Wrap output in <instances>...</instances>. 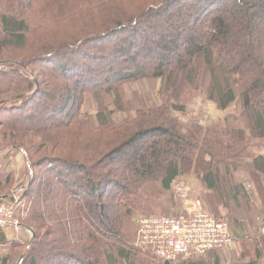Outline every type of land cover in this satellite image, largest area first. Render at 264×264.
Here are the masks:
<instances>
[{
	"label": "trees",
	"instance_id": "obj_1",
	"mask_svg": "<svg viewBox=\"0 0 264 264\" xmlns=\"http://www.w3.org/2000/svg\"><path fill=\"white\" fill-rule=\"evenodd\" d=\"M144 80L159 82L160 100L137 109L125 85ZM195 98L229 112L183 123ZM28 137L48 144L38 160ZM1 141L0 153L20 150L27 180L0 173V201L21 194L33 237L22 243L0 222V264H165L134 247L136 213L163 217L185 175L217 220L230 210L233 239L252 242L232 264H262L264 0H0Z\"/></svg>",
	"mask_w": 264,
	"mask_h": 264
},
{
	"label": "rangeland",
	"instance_id": "obj_2",
	"mask_svg": "<svg viewBox=\"0 0 264 264\" xmlns=\"http://www.w3.org/2000/svg\"><path fill=\"white\" fill-rule=\"evenodd\" d=\"M157 19H152V23H156ZM159 88V82L158 81H142V82H136L133 84L125 85V91L127 98L132 102V105L134 108H147L151 107L155 104L159 103V98L157 96V91ZM44 101V100H43ZM43 101H41L43 103ZM91 106L86 103L84 106V111H91ZM31 111V110H30ZM229 112H220L218 111L215 106L210 102H203L199 98H195L193 102L187 107L186 113L179 117V119L183 123L188 122H200L202 125L208 124L209 122H215L218 121V119H221L224 117V115ZM39 117L38 115H36ZM123 116L122 115H115L114 119L119 120ZM8 120H12L14 124H22V122H25V120L22 119H11L8 118ZM42 120L33 122L34 126L42 125L40 124ZM26 123H28L26 121ZM24 142L29 145L33 146L31 142H34V145L36 148V154H33V159H39L42 155L47 153L48 151V144H45V141L41 138H24ZM254 144H259L258 147H256V151L254 152L256 155L263 154L264 153V141H255ZM0 145H2V141L0 142ZM33 149V147H32ZM20 150L14 148L7 149L0 153V173H13L16 179L15 187L21 186L26 183L27 180V163L25 161L24 156L19 152ZM246 174L245 172H240L235 176V179L237 181H242L246 183ZM177 183H182L184 185H187L191 189V193L199 199L203 204L204 199V189L202 184L193 176H183L179 178L173 185L172 189L170 190V195L172 198V206H170L165 212L164 216H176L180 211L182 210V203H180L176 198L173 191V187ZM245 189L248 191L250 189L248 184H245ZM56 190H52L49 194L45 195L46 198H44V205H43V213H46L50 208H55L57 201L52 197ZM10 193V192H9ZM167 198H169V194L166 195ZM89 198H86L88 200ZM1 204H5L12 208V218L11 219H2L1 222H8V225L10 227L11 231L15 238L25 243L29 240H31L32 232L31 230L25 228L23 226V221L26 217L27 211H28V205L25 199L21 198V194H11L6 198L4 201H0ZM204 206V205H203ZM206 210V209H205ZM207 211V210H206ZM153 212L155 214H160L159 209L154 207H148L144 210H140L136 213V222L138 219L144 217V216H150V217H158L153 215ZM208 212V211H207ZM218 214L221 220L226 221V216L230 215V210L228 208L226 209L222 205L218 208ZM55 221L59 219V214H55ZM257 217V215L255 216ZM256 224L258 227L261 228L260 222L256 219ZM14 224H17V227L14 226ZM7 225V226H8ZM9 227H6L8 229ZM231 229V228H230ZM57 239H50L49 244L47 247L51 249V251L59 249V246H55ZM252 242L246 241V242H240L233 240V243L230 247L227 249H224L222 251L218 252H212L209 253L202 258L204 261H206V264H213V254H217L219 264H232L234 262H237L239 260L240 255L245 251L247 248L248 251H252ZM2 249V248H1ZM181 260V259H180ZM181 261H187V260H181ZM11 264H15V260L13 259ZM264 264V262H262Z\"/></svg>",
	"mask_w": 264,
	"mask_h": 264
},
{
	"label": "built area",
	"instance_id": "obj_3",
	"mask_svg": "<svg viewBox=\"0 0 264 264\" xmlns=\"http://www.w3.org/2000/svg\"><path fill=\"white\" fill-rule=\"evenodd\" d=\"M173 191L182 203L180 213L138 219L134 247L149 251L165 262H174L203 257L232 245L230 226L207 212L187 185L177 183ZM12 214L11 207L0 203V222L11 219Z\"/></svg>",
	"mask_w": 264,
	"mask_h": 264
},
{
	"label": "water",
	"instance_id": "obj_4",
	"mask_svg": "<svg viewBox=\"0 0 264 264\" xmlns=\"http://www.w3.org/2000/svg\"><path fill=\"white\" fill-rule=\"evenodd\" d=\"M262 233L264 234V229L262 230ZM32 237H33V233H32ZM165 264H169V262H165Z\"/></svg>",
	"mask_w": 264,
	"mask_h": 264
}]
</instances>
